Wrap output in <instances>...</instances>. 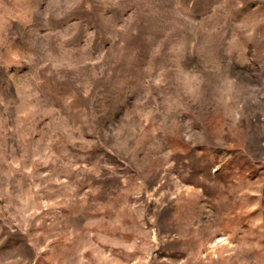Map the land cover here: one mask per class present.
I'll list each match as a JSON object with an SVG mask.
<instances>
[{
    "label": "rangeland",
    "instance_id": "1",
    "mask_svg": "<svg viewBox=\"0 0 264 264\" xmlns=\"http://www.w3.org/2000/svg\"><path fill=\"white\" fill-rule=\"evenodd\" d=\"M0 264H264V0H0Z\"/></svg>",
    "mask_w": 264,
    "mask_h": 264
}]
</instances>
